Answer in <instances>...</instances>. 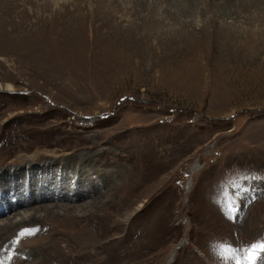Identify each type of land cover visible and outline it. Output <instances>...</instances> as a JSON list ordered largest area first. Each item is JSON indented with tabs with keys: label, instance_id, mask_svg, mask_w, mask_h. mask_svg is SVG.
Instances as JSON below:
<instances>
[{
	"label": "rangeland",
	"instance_id": "374dc122",
	"mask_svg": "<svg viewBox=\"0 0 264 264\" xmlns=\"http://www.w3.org/2000/svg\"><path fill=\"white\" fill-rule=\"evenodd\" d=\"M25 210L0 264H264V0H0Z\"/></svg>",
	"mask_w": 264,
	"mask_h": 264
},
{
	"label": "bare ground",
	"instance_id": "6f19581e",
	"mask_svg": "<svg viewBox=\"0 0 264 264\" xmlns=\"http://www.w3.org/2000/svg\"><path fill=\"white\" fill-rule=\"evenodd\" d=\"M8 88L9 89H11L12 87L9 85L8 86ZM192 192V191H191ZM190 192V193H191ZM188 194H189V192H188ZM90 203V201L89 202H87L86 204H89ZM50 209H57V207L55 206H52V207H49ZM35 212V211H34ZM34 212H30V210H25V211H23V213H22V218H21V220H20V222H19V220L17 219L15 222H10V221H6V222H4L3 224H1V226H0V234H5L7 231L5 230L6 228H8V230H10V229H13V228H16V226H19V224L21 223V222H24L26 219H29V218H31V217H33L34 215H36V213H34ZM18 215H20V214H17V215H15V216H13V217H17ZM6 231V232H5Z\"/></svg>",
	"mask_w": 264,
	"mask_h": 264
},
{
	"label": "snow or ice",
	"instance_id": "6c2138e0",
	"mask_svg": "<svg viewBox=\"0 0 264 264\" xmlns=\"http://www.w3.org/2000/svg\"><path fill=\"white\" fill-rule=\"evenodd\" d=\"M262 247H264V246H262Z\"/></svg>",
	"mask_w": 264,
	"mask_h": 264
}]
</instances>
